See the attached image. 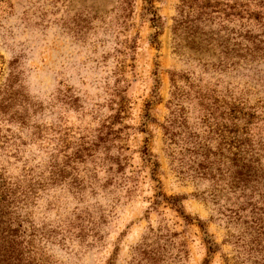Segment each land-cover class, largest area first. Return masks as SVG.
Instances as JSON below:
<instances>
[{
    "label": "rangeland",
    "instance_id": "rangeland-1",
    "mask_svg": "<svg viewBox=\"0 0 264 264\" xmlns=\"http://www.w3.org/2000/svg\"><path fill=\"white\" fill-rule=\"evenodd\" d=\"M260 10L0 0V186L25 262L264 264Z\"/></svg>",
    "mask_w": 264,
    "mask_h": 264
},
{
    "label": "trees",
    "instance_id": "trees-1",
    "mask_svg": "<svg viewBox=\"0 0 264 264\" xmlns=\"http://www.w3.org/2000/svg\"><path fill=\"white\" fill-rule=\"evenodd\" d=\"M151 12L154 13L152 10ZM259 13L262 14L264 12L260 10ZM156 18L154 16V21ZM262 42L263 40H260L259 43L255 44V51L263 49L260 46ZM245 167L242 166V168ZM238 173L242 174L241 171ZM8 208L9 201L0 186V264H29L25 262L27 259L24 257L23 245L22 241H20L21 235L18 233L19 229L16 226L18 222L12 216L14 214L13 211Z\"/></svg>",
    "mask_w": 264,
    "mask_h": 264
}]
</instances>
